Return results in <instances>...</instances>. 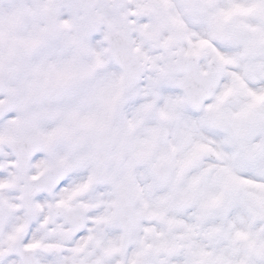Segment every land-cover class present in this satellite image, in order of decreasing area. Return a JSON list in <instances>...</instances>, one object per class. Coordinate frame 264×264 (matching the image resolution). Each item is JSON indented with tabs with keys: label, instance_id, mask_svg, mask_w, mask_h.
Returning <instances> with one entry per match:
<instances>
[{
	"label": "snow or ice",
	"instance_id": "6c2138e0",
	"mask_svg": "<svg viewBox=\"0 0 264 264\" xmlns=\"http://www.w3.org/2000/svg\"><path fill=\"white\" fill-rule=\"evenodd\" d=\"M0 264H264V0H0Z\"/></svg>",
	"mask_w": 264,
	"mask_h": 264
}]
</instances>
